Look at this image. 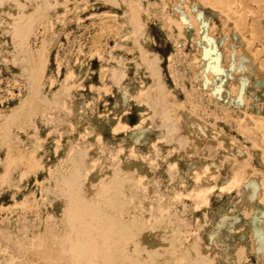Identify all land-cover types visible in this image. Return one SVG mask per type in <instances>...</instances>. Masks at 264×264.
I'll list each match as a JSON object with an SVG mask.
<instances>
[{"label":"rangeland","instance_id":"1","mask_svg":"<svg viewBox=\"0 0 264 264\" xmlns=\"http://www.w3.org/2000/svg\"><path fill=\"white\" fill-rule=\"evenodd\" d=\"M16 1L0 264H264V0Z\"/></svg>","mask_w":264,"mask_h":264},{"label":"bare ground","instance_id":"2","mask_svg":"<svg viewBox=\"0 0 264 264\" xmlns=\"http://www.w3.org/2000/svg\"><path fill=\"white\" fill-rule=\"evenodd\" d=\"M0 6L3 7L6 11L5 15L1 14V17H0V22L2 23L3 28L10 33H14L18 29L16 19L21 17V14L23 12L22 7L18 4V2L16 0H0ZM25 32L26 31H23L22 34L25 35ZM204 53H205V51H204ZM116 76L117 75L115 73H113V77L115 78ZM35 81H36L37 85L41 84V78L38 77L36 74H35ZM96 184H97V189H98V191L95 194L96 199L99 198V199H104V200L108 201L110 199V198H108L109 196L107 195V190H109V188H110L109 182L100 181V182H97ZM201 190H199V191H201ZM198 192L196 191L195 194ZM96 245H94L93 240L89 244H86V241L84 239L83 243H79L77 245H74V248L77 251L78 256L80 255V253H82V252L84 253L86 248L90 252L91 256H97L96 254H99L101 252L102 248L100 249V245H99V247ZM103 245H104V248L108 246L107 240H105V243H103Z\"/></svg>","mask_w":264,"mask_h":264}]
</instances>
